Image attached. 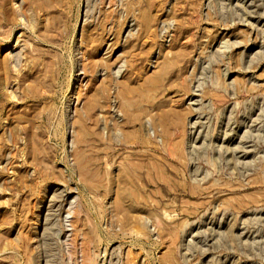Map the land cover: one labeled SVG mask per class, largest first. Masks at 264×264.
I'll use <instances>...</instances> for the list:
<instances>
[{
	"label": "rangeland",
	"instance_id": "rangeland-1",
	"mask_svg": "<svg viewBox=\"0 0 264 264\" xmlns=\"http://www.w3.org/2000/svg\"><path fill=\"white\" fill-rule=\"evenodd\" d=\"M0 264H264V0H0Z\"/></svg>",
	"mask_w": 264,
	"mask_h": 264
}]
</instances>
